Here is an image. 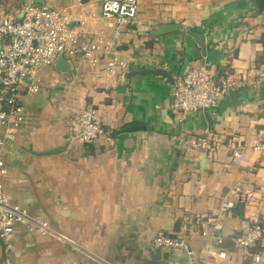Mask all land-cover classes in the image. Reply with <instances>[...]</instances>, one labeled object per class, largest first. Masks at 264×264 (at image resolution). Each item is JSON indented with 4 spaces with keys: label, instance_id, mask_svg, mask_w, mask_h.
Listing matches in <instances>:
<instances>
[{
    "label": "crops",
    "instance_id": "0c3cea01",
    "mask_svg": "<svg viewBox=\"0 0 264 264\" xmlns=\"http://www.w3.org/2000/svg\"><path fill=\"white\" fill-rule=\"evenodd\" d=\"M25 1L0 0V15H22ZM102 1L48 0L70 13L81 41H112L107 56L121 72L107 69L105 55L43 68L41 90L23 96L17 138L2 149L11 200L87 253L19 227L12 264H250L260 248L239 247L235 235L264 226V154L254 148L264 140V8L258 0H140L136 17L119 25L102 17ZM166 24L176 28L155 34ZM189 28L205 34L206 53ZM195 65L229 77L217 107L175 113L173 80L140 72L164 68L174 78ZM87 106L105 132L80 145L71 135ZM199 136L216 148L198 149ZM224 200L234 202L230 212L221 211ZM158 233L186 235L192 254L155 248ZM209 245L225 254H208ZM4 251L0 240V264Z\"/></svg>",
    "mask_w": 264,
    "mask_h": 264
},
{
    "label": "built area",
    "instance_id": "2783aa9c",
    "mask_svg": "<svg viewBox=\"0 0 264 264\" xmlns=\"http://www.w3.org/2000/svg\"><path fill=\"white\" fill-rule=\"evenodd\" d=\"M139 2L103 0L101 15L115 20L119 25L129 23L137 15ZM118 36L116 34L115 38ZM110 54H114L112 41H106L102 47L91 39L81 41L71 25L70 13L64 8L52 6L48 0H26L20 16L0 15V123L3 126L0 134V240L7 252L13 247L19 227L25 228L28 233L51 236L65 244H72L73 249L80 247L49 220L30 214L24 206L11 200L5 189L9 165L2 149L17 138L26 115L23 96L41 90L43 68L54 65L61 55L67 58H90L94 63L101 56ZM96 55L99 57L95 58ZM108 56V60L104 59L105 66L111 71L117 68L115 72L119 74L121 69L117 66V59ZM229 87L230 79L226 74H214L200 65L192 66L173 78L171 109L179 113L217 107ZM104 132L98 110L90 106L78 114L71 139L80 145L94 143ZM194 144L206 151L216 148V143L206 136L195 137ZM254 148L264 154V140L256 141ZM231 154L233 162L241 164L243 148L237 146L231 149ZM233 206L232 200H224L220 208L226 213ZM201 219L198 216L194 222L199 223ZM214 227L220 228V225L215 224ZM217 242L221 240L218 238ZM152 243L158 249L186 250L188 255L192 254L186 235L158 233ZM235 243L241 248L259 247L252 254L250 264H264V226L260 222L236 234ZM207 252L210 255L225 254L224 250L217 251L213 245L207 247ZM7 262L10 264L9 259Z\"/></svg>",
    "mask_w": 264,
    "mask_h": 264
},
{
    "label": "water",
    "instance_id": "95a60500",
    "mask_svg": "<svg viewBox=\"0 0 264 264\" xmlns=\"http://www.w3.org/2000/svg\"><path fill=\"white\" fill-rule=\"evenodd\" d=\"M258 4H259V8L262 10L264 8V0H258ZM175 28H176L175 24H166V25L161 26L159 28V30H157L155 32V34H162V33L171 31L172 29H175ZM187 33L190 34L194 38L195 42L201 47L202 51L204 53H206L205 34L203 32L196 31V30H193L191 28H189L187 30ZM56 65L61 70H68L69 67H70L67 59L64 56H62V55L59 56V58L57 59ZM140 72H143V73H154V74H158V75H161V76H165V77H167L170 80H173L172 74L168 70H166L164 68L143 69ZM59 151H60V148H54V149L49 150V152H51V153L59 152Z\"/></svg>",
    "mask_w": 264,
    "mask_h": 264
},
{
    "label": "rangeland",
    "instance_id": "374dc122",
    "mask_svg": "<svg viewBox=\"0 0 264 264\" xmlns=\"http://www.w3.org/2000/svg\"><path fill=\"white\" fill-rule=\"evenodd\" d=\"M87 107H90V106H87ZM87 107H85V108H87ZM85 108H83V109H85ZM82 109V110H83ZM64 233V232H63ZM67 235V234H66ZM70 237V236H69ZM71 238V237H70ZM72 240L73 241H75L77 244H79L78 243V241L76 240V239H74V238H72ZM70 248H72L71 246H72V244H67ZM79 246H80V244H79ZM14 247V246H13ZM13 247H12V249L8 252V259H9V263L10 264H12V250H13ZM81 247V248H80ZM78 249H73V250H76L77 252H84V253H87L86 252V250H85V248H83L82 246H80Z\"/></svg>",
    "mask_w": 264,
    "mask_h": 264
},
{
    "label": "trees",
    "instance_id": "16d2710c",
    "mask_svg": "<svg viewBox=\"0 0 264 264\" xmlns=\"http://www.w3.org/2000/svg\"><path fill=\"white\" fill-rule=\"evenodd\" d=\"M4 247H5V246H4ZM7 260H8V252H7V250L5 249L2 264H8Z\"/></svg>",
    "mask_w": 264,
    "mask_h": 264
}]
</instances>
